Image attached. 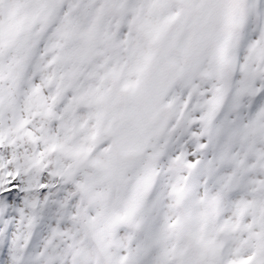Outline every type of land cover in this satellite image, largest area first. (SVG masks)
I'll list each match as a JSON object with an SVG mask.
<instances>
[{"label": "snow or ice", "instance_id": "6c2138e0", "mask_svg": "<svg viewBox=\"0 0 264 264\" xmlns=\"http://www.w3.org/2000/svg\"><path fill=\"white\" fill-rule=\"evenodd\" d=\"M0 264H264V0H0Z\"/></svg>", "mask_w": 264, "mask_h": 264}]
</instances>
